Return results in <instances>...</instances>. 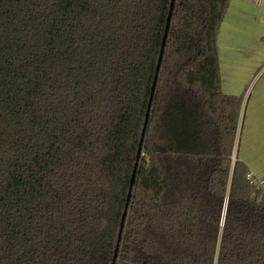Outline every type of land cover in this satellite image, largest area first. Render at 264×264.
Returning a JSON list of instances; mask_svg holds the SVG:
<instances>
[{"label":"trees","instance_id":"1","mask_svg":"<svg viewBox=\"0 0 264 264\" xmlns=\"http://www.w3.org/2000/svg\"><path fill=\"white\" fill-rule=\"evenodd\" d=\"M229 2L0 0V264H264Z\"/></svg>","mask_w":264,"mask_h":264},{"label":"crops","instance_id":"2","mask_svg":"<svg viewBox=\"0 0 264 264\" xmlns=\"http://www.w3.org/2000/svg\"><path fill=\"white\" fill-rule=\"evenodd\" d=\"M228 18L223 34L226 53L222 58L219 51V40L225 18ZM255 20V29L252 30L251 21ZM253 35L250 43V37ZM264 37V0H230L227 11L223 17L217 34V49L219 57V68L221 76V88L223 92L235 94L242 90L248 79V75L254 62L241 60V52L246 48L250 49L254 44L256 47L261 38ZM243 61V62H241ZM264 77V74H263ZM261 78L255 79L248 95L244 115L247 111L251 117L249 120L254 127L262 129L259 116L264 115V84L260 83ZM255 137L254 132L252 133ZM260 137L264 140V133L260 132ZM252 174L256 177L260 174L264 178V162L255 161L252 157L244 159ZM263 162V163H262ZM260 177V178H261Z\"/></svg>","mask_w":264,"mask_h":264},{"label":"rangeland","instance_id":"3","mask_svg":"<svg viewBox=\"0 0 264 264\" xmlns=\"http://www.w3.org/2000/svg\"><path fill=\"white\" fill-rule=\"evenodd\" d=\"M227 16L225 18V23L222 27V33L220 35L221 42L219 40V51L221 53L222 58L225 59L223 56L224 53H226L225 50V45L222 44V41L224 40V32H225V27L227 24ZM256 22L255 20L251 21V27L252 30L255 29ZM253 35L250 37V43ZM258 47H256L254 44L251 46L250 49L246 48L242 50L241 52V60L249 61L251 59V62H254L252 65V68L250 70V73L248 75V79L246 83L243 85V88L241 91L238 93H235V95L241 96L242 98V104H241V111H240V121L238 125V133H237V138L239 142L238 146V157L242 161L244 159H248V157H252L255 159V161H263L264 162V140L260 137V132L264 133V115L259 116L263 121L261 122V127L262 129L260 130L259 127H254L250 120L249 117H251L250 113L247 111V115H244L245 111V104L248 98V95L250 93L251 87L253 86L255 79L258 77L261 78L260 83L264 84V40L263 38L260 39L258 43ZM243 62V61H241ZM256 135L255 137L253 136V133ZM237 142V143H238ZM245 162V161H244ZM262 162V163H263ZM258 177H261L260 174H257ZM263 178V177H261Z\"/></svg>","mask_w":264,"mask_h":264},{"label":"water","instance_id":"4","mask_svg":"<svg viewBox=\"0 0 264 264\" xmlns=\"http://www.w3.org/2000/svg\"><path fill=\"white\" fill-rule=\"evenodd\" d=\"M173 1H174V0H171V5H170L171 8H172V6H173ZM169 17H170V15H169ZM169 17L167 18L166 30H165V34H164L163 39L166 37V33H167L166 31H167V28H168ZM163 45H164V43H162V46H161V47H162V48H161V53H160V56H159V60H158V63H157V67H156V73H155L154 80H153V84H152L151 95H152V91H153V89H154L155 80H156V75H157V72H158V70H159V66H160V60H161V54H162V50H163ZM150 99H151V98H150ZM149 102H150V100H149ZM148 111H149V110H147V115H148ZM133 176H134V173H133V175H132L131 184H132V182H133ZM129 191H130V190H129ZM127 199H128V198H127ZM125 214H126V207H125L124 212H123L122 217H121V222H120V232H119V235H118V241H119V239H120L121 229H122V227H123V225H124ZM117 248H118V243L116 244V248H115V251H114V255H113L112 263H111V264H114V261H115V258H116V254H117Z\"/></svg>","mask_w":264,"mask_h":264},{"label":"built area","instance_id":"5","mask_svg":"<svg viewBox=\"0 0 264 264\" xmlns=\"http://www.w3.org/2000/svg\"><path fill=\"white\" fill-rule=\"evenodd\" d=\"M254 182L258 185V186H262L264 188V179L260 178V177H255Z\"/></svg>","mask_w":264,"mask_h":264}]
</instances>
